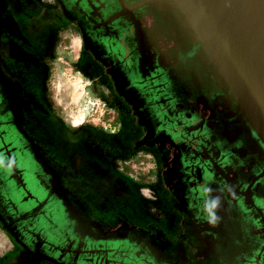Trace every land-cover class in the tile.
Returning a JSON list of instances; mask_svg holds the SVG:
<instances>
[{"label": "flooded vegetation", "instance_id": "af4514ba", "mask_svg": "<svg viewBox=\"0 0 264 264\" xmlns=\"http://www.w3.org/2000/svg\"><path fill=\"white\" fill-rule=\"evenodd\" d=\"M70 32L83 98L113 130L54 109ZM141 156L151 167L131 177ZM80 194L96 205L84 233L63 211ZM0 231L17 264H264V151L172 6L0 0Z\"/></svg>", "mask_w": 264, "mask_h": 264}, {"label": "water", "instance_id": "95a60500", "mask_svg": "<svg viewBox=\"0 0 264 264\" xmlns=\"http://www.w3.org/2000/svg\"><path fill=\"white\" fill-rule=\"evenodd\" d=\"M169 4L202 62L264 151V0H151Z\"/></svg>", "mask_w": 264, "mask_h": 264}, {"label": "rangeland", "instance_id": "374dc122", "mask_svg": "<svg viewBox=\"0 0 264 264\" xmlns=\"http://www.w3.org/2000/svg\"><path fill=\"white\" fill-rule=\"evenodd\" d=\"M62 41L60 53L51 65L49 76V87L55 111L68 124L78 125L79 123L89 120L93 124L111 129L113 118L104 108L103 104L94 100L86 101L85 98H83L85 80L76 69L73 68L75 51L77 48L76 37L70 32L62 38ZM89 102L94 103V105L91 104L93 107L92 113L88 118H85L84 115L89 114V109L86 108ZM140 162L143 168H145V166L148 167V162L145 159L140 160ZM130 169L128 168L129 173L134 174L135 172H131ZM49 172L51 174L54 173L52 169H49ZM138 176L142 177L140 174ZM55 180L59 183V187H61V177L57 176ZM80 193L83 192L80 191ZM80 196V198H76L79 203L78 205L63 207V211L69 215L70 226L78 232L84 233L86 232L87 226L95 217L94 209L96 205H92L93 200H88V198H85L82 194H80ZM59 199L63 200L62 196H60ZM95 201L96 199L94 202ZM72 204H75V202H72ZM96 228H99V226Z\"/></svg>", "mask_w": 264, "mask_h": 264}, {"label": "crops", "instance_id": "0c3cea01", "mask_svg": "<svg viewBox=\"0 0 264 264\" xmlns=\"http://www.w3.org/2000/svg\"><path fill=\"white\" fill-rule=\"evenodd\" d=\"M110 114V113H109ZM88 115V114H87ZM87 115H84V117L86 118L87 117ZM111 115V114H110ZM90 116V115H89ZM111 117H112V115H111ZM65 122V121H64ZM66 123V122H65ZM82 123H84V122H82ZM82 123H79L78 125H72V124H68V123H66L67 124V126L69 127V128H71V129H77L78 127H80L81 126V124ZM88 124L89 125H91V126H93V127H100V128H103V129H106L107 131H110V130H113L114 128H115V122H114V120H113V124H112V128L111 129H109V128H107V127H104V126H99V125H97V124H93V123H91L89 120H88ZM143 159H145L143 156H141V157H139V158H137V160H135V161H133V162H130L127 166H126V168H125V172L128 174V175H132L131 177H134V176H138L141 172H143V170H148L150 167H151V164L149 163L148 164V167H146L145 166V168H143L142 166H141V162H140V160H143ZM137 163V164H136ZM139 164V165H138ZM138 167H141V168H138ZM128 168L131 170V172L133 171V172H135L136 173V175H135V173L134 174H132V173H129V171H128ZM138 168V169H137ZM135 169H136V171H135ZM135 178V177H134ZM141 178V177H140ZM142 178H143V176H142ZM11 247V244H10V242L8 241V239L4 236V234H2L1 233V231H0V264H17V259L16 258H14V257H12V256H10L9 255V253L10 252H6V251H8L9 250V248Z\"/></svg>", "mask_w": 264, "mask_h": 264}, {"label": "clouds", "instance_id": "9594fccd", "mask_svg": "<svg viewBox=\"0 0 264 264\" xmlns=\"http://www.w3.org/2000/svg\"><path fill=\"white\" fill-rule=\"evenodd\" d=\"M208 191V190H206ZM220 204L219 197L208 198L204 201V211L209 222L214 223L217 220L215 210Z\"/></svg>", "mask_w": 264, "mask_h": 264}]
</instances>
